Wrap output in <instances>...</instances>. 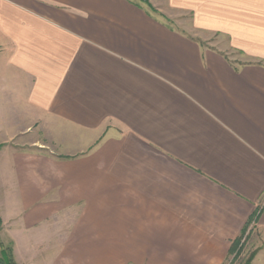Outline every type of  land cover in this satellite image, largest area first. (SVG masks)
I'll use <instances>...</instances> for the list:
<instances>
[{"label":"crops","instance_id":"obj_1","mask_svg":"<svg viewBox=\"0 0 264 264\" xmlns=\"http://www.w3.org/2000/svg\"><path fill=\"white\" fill-rule=\"evenodd\" d=\"M250 220L264 264V0H0L16 263L224 264Z\"/></svg>","mask_w":264,"mask_h":264},{"label":"rangeland","instance_id":"obj_2","mask_svg":"<svg viewBox=\"0 0 264 264\" xmlns=\"http://www.w3.org/2000/svg\"><path fill=\"white\" fill-rule=\"evenodd\" d=\"M174 19V18H173ZM178 19L182 21L183 24L189 23L190 18L187 16H181ZM214 40H216L214 38ZM15 240L13 237L3 229L2 223L0 226V262L3 264H10L7 254L12 258L14 264H21V261L15 262L13 259V249H14ZM261 240L258 231L255 230L254 224L251 221L243 232L238 243L231 244L228 252L227 260L224 264H245L256 250L260 247ZM233 246V247H232ZM232 251L230 252V249ZM5 255V256H4ZM40 258V257H39ZM3 259V260H2ZM44 258L35 259L32 261V258H27L28 264H40ZM1 264V263H0Z\"/></svg>","mask_w":264,"mask_h":264},{"label":"trees","instance_id":"obj_3","mask_svg":"<svg viewBox=\"0 0 264 264\" xmlns=\"http://www.w3.org/2000/svg\"><path fill=\"white\" fill-rule=\"evenodd\" d=\"M250 222H251V220H250ZM0 226H1V221H0ZM247 227V226H246ZM243 234V233H242ZM241 238V237H240ZM240 238H238L235 242H233L232 244H237L238 243V241H239V239ZM233 247V246H232ZM232 251V248L230 249V252ZM9 255H10V251H9ZM8 254H7V256H8V259H9V262H10V264H14L13 263V261H12V258L9 256ZM5 256V255H4ZM253 259V255L251 256V258L245 263V264H250V262H251V260ZM3 260V259H2ZM1 264H3V262L1 261L0 262Z\"/></svg>","mask_w":264,"mask_h":264}]
</instances>
